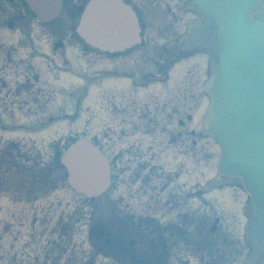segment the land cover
Segmentation results:
<instances>
[{
	"label": "water",
	"instance_id": "95a60500",
	"mask_svg": "<svg viewBox=\"0 0 264 264\" xmlns=\"http://www.w3.org/2000/svg\"><path fill=\"white\" fill-rule=\"evenodd\" d=\"M38 2L41 9L46 0ZM211 2L204 9L218 24L220 47L217 74L207 88L213 99L208 123L224 149L226 170L243 177L262 210L256 232L264 236V22L250 21L251 0ZM89 152L93 161L100 160ZM71 171L72 182L87 178L95 187L102 181L92 179L93 173Z\"/></svg>",
	"mask_w": 264,
	"mask_h": 264
},
{
	"label": "flooded vegetation",
	"instance_id": "af4514ba",
	"mask_svg": "<svg viewBox=\"0 0 264 264\" xmlns=\"http://www.w3.org/2000/svg\"><path fill=\"white\" fill-rule=\"evenodd\" d=\"M89 0H65L64 1V9L62 15L60 17L61 30L65 36L68 35L69 26L66 21L70 18H73V15L76 14V17L81 14V12L86 7ZM130 4L139 5L145 4L146 0H126ZM138 6V5H137ZM26 17L23 15L22 9V0H0V27H5L6 23H9V27L14 29L16 28L19 22L25 20ZM30 24V22H29ZM54 32V29H52ZM144 52L147 51L146 54L140 53L144 56L145 60H149L150 52L152 48L148 45L147 47H143ZM2 53L0 54V128L5 127L6 119L5 114L7 112L8 102H12L14 106V111L17 110L18 107H22L23 102H27L32 96L36 95L40 92L42 88L46 87V84L41 83V74L36 70V68L29 63L18 62V57H16V53L14 52L13 47H2ZM9 51L10 55L7 56L6 52ZM134 48L123 53H118L116 50H113L111 54H113L115 60L126 59L128 55L133 53ZM101 52V51H100ZM193 52V51H188ZM103 53V52H101ZM110 54V53H104ZM146 56V57H145ZM39 76V81H34V76ZM17 79L23 84V88L26 90L25 92H19L18 90L12 91L10 89V81ZM108 89V92H105ZM116 87L111 86L110 88H104L102 93V100H109L106 95L111 92L116 91ZM49 93V90H47ZM105 92V93H104ZM160 101H155L154 106L157 108V114L164 113L165 116L170 114L172 117L174 113L179 114L182 110V94L176 98L166 99V96L160 98ZM45 105V104H44ZM171 107V108H170ZM170 108V109H169ZM111 111L113 113V125L112 126H104V142L110 144L112 142H116L117 144L122 145L118 152H121L124 145L126 146L129 140H134L135 135L137 133L148 134L151 130L155 132H159L163 134L167 127L164 126V130L159 128V125L162 122L165 123V120L162 122L156 119V114H154L151 110V102H132L125 103L112 106ZM162 109V111H161ZM136 124V125H134ZM8 129V128H6ZM106 129H109L108 131ZM181 123H179V128H174L172 131L179 132V136L182 135V131L185 130ZM7 130H5L6 132ZM187 131V130H186ZM185 131V132H186ZM191 135H195V133H190ZM1 136V135H0ZM179 138V137H178ZM188 138V137H187ZM109 139V141H108ZM182 144V140H181ZM1 145V138H0ZM12 149L18 150V145L15 143H11ZM128 147L130 145L127 144ZM101 148H105L103 145ZM106 153V151L104 149ZM117 152V153H118ZM182 153V150H180ZM122 154H118L116 159L120 160ZM173 197L174 194H172ZM185 221H193V217L191 216H182ZM131 228L136 233L142 232V234L132 235L131 238L126 242L114 241L117 246L120 247L121 252H126V258L129 259L134 264H159L161 261H164L165 264H168L170 261L172 254L168 251L167 244H160L161 237L165 233V230H158L152 227V222L149 221V218H145V220H139L136 222L135 219L132 220ZM146 230V232H144ZM156 235L155 240H151L147 237V235ZM174 240H177L176 238ZM225 246H229L230 243L224 238L222 240ZM204 247L205 244H201ZM199 244L196 246L195 250L199 251ZM126 250V251H125ZM205 250V247L202 248V251ZM202 263L204 261L202 260ZM219 264V263H218ZM220 264H228V260L225 259L223 263Z\"/></svg>",
	"mask_w": 264,
	"mask_h": 264
},
{
	"label": "rangeland",
	"instance_id": "374dc122",
	"mask_svg": "<svg viewBox=\"0 0 264 264\" xmlns=\"http://www.w3.org/2000/svg\"><path fill=\"white\" fill-rule=\"evenodd\" d=\"M152 14V13H151ZM147 21L148 23L152 22V28L153 30H157V20H150L147 17ZM148 27H146V35H147V40H149V34H148ZM141 55V54H140ZM139 54L135 53L133 55H131L128 59L123 60V61H119L121 64H124L125 66H128L130 68L135 67L138 63H140L142 61V57ZM203 59L202 58H196L194 60H191L190 62H185V63H181L179 64V71H176V73L174 74L175 77H173V79L176 81L174 84H177V90H180L181 93L183 94L185 91V88L190 85V87L192 89L197 88V85H200V87L196 90V92L194 91V94L196 96H198L199 99V109H198V117H199V122L198 125L202 126L201 123V111L202 109L205 107V103H206V99L203 98V94H201V83L198 82V79H204V73H205V64H203ZM200 77V78H199ZM113 87H116V91L115 92H111L108 93L106 95V97L109 100H104L101 101L100 104V109L98 110L97 113H99L100 111V115L101 118H91L89 120L88 123H85L86 120L90 117V112L87 114L86 119L85 117L83 118V120L80 122L81 128H80V132H82V134L84 135H89L90 137H93L95 135H97L99 129L101 128L102 125L107 124V126H112L113 125V113H109V108H111L112 106L115 105H119V104H125V103H131V102H148L149 100L152 99H157L160 100V98L163 97H168L167 93H161V90L158 88L155 89H150L148 91L145 92H139L136 93L133 96H129L128 93V82L126 81H119V82H111V85ZM126 87V88H125ZM110 88V87H108ZM127 89V90H126ZM169 90V89H167ZM175 91V89H173L171 92ZM105 92H108V89H106ZM104 92V93H105ZM170 92V93H171ZM99 94H100V85L99 83L95 84L91 90L88 93L87 98L84 101V107H90L91 104H93L94 102H96V100L99 98ZM190 97V96H189ZM169 98V97H168ZM102 100V99H101ZM89 105V106H88ZM89 111V110H88ZM96 113V115H97ZM95 113L93 112L92 115H94ZM107 131L109 129H106ZM74 136L78 135L77 132H73ZM148 140V139H146ZM128 145H132L133 141L130 140L127 142ZM126 144V145H127ZM38 145L40 146H46L43 145L42 143H38ZM213 156L214 158L212 159V162L209 166H205V165H201L199 167V180L203 179L202 181L205 182L206 179L213 177L215 174H217V160L219 157V150L217 148V146H214L213 149ZM159 154H157L156 159L151 162V164L153 165H158L159 164ZM168 158L165 159L164 162V166H165V172H169L171 171V165H173V162L176 161L179 156L174 159L171 153H167ZM132 157V156H131ZM130 156H126L125 159H123L120 164L118 165V167L120 169H123L124 172L129 175L133 170H136L138 168V166H142L144 167V160L140 159L134 161L133 164H131V162L129 161ZM185 160V159H184ZM148 161H150V157L148 159ZM162 162V165H163ZM146 171H144V173H146ZM155 174H160L162 172L160 171H154ZM196 178H189V179H184L182 186L184 185V183L186 181H192ZM160 180V182H162V179L160 178H156L155 182H158ZM125 186L122 187V190L125 191L127 190V186L126 183L124 184ZM131 186L132 188L137 189L138 184L133 187L132 183L129 181L128 186ZM175 193V190L172 192ZM179 193V191H178ZM168 195V194H167ZM206 200L202 201H194L191 203V206L193 207L195 206H201V213L204 212L205 210H207L208 213L211 214V216L214 217H222V219L224 220V222H234L237 220V216H238V210H239V206L242 200V196L239 193H234L233 191H228L227 194H225L224 196L220 197L218 201H211L208 198H204ZM205 203V205H204ZM88 212V211H87ZM82 230L78 229L77 230V239L79 238L80 232ZM177 251H174L173 253V257L175 255H177Z\"/></svg>",
	"mask_w": 264,
	"mask_h": 264
},
{
	"label": "bare ground",
	"instance_id": "6f19581e",
	"mask_svg": "<svg viewBox=\"0 0 264 264\" xmlns=\"http://www.w3.org/2000/svg\"><path fill=\"white\" fill-rule=\"evenodd\" d=\"M128 19H131V17H129ZM118 27H120V24H118ZM92 173L95 175L94 178H92V179L97 180V175L99 174V173L97 172V170H92ZM100 173H101V172H100ZM90 175H92V174H90ZM92 179H91V180H92Z\"/></svg>",
	"mask_w": 264,
	"mask_h": 264
}]
</instances>
